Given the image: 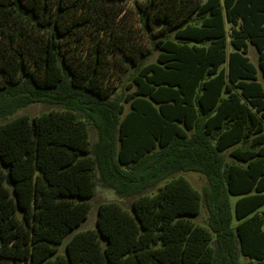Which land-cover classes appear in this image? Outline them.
Instances as JSON below:
<instances>
[{
  "label": "trees",
  "instance_id": "obj_1",
  "mask_svg": "<svg viewBox=\"0 0 264 264\" xmlns=\"http://www.w3.org/2000/svg\"><path fill=\"white\" fill-rule=\"evenodd\" d=\"M135 1L0 0V264H264V0Z\"/></svg>",
  "mask_w": 264,
  "mask_h": 264
},
{
  "label": "rangeland",
  "instance_id": "obj_2",
  "mask_svg": "<svg viewBox=\"0 0 264 264\" xmlns=\"http://www.w3.org/2000/svg\"><path fill=\"white\" fill-rule=\"evenodd\" d=\"M135 2H136L135 0H128V4L125 8L126 15L123 17V22H121V24H123V26H126V27L130 26L131 28H133V30H136V33L138 35H140L142 25L140 23L141 20L139 18L138 11H137L136 7H134ZM139 39L142 40V37L140 36ZM158 53H159L158 51H154L153 55L151 57L147 58L146 62L155 61L157 56H158ZM249 56L251 57L253 62H255L257 64V62L259 61V53H258L255 45L250 44ZM135 73H136L135 67L132 66V64H129V67L127 70L126 69L122 70V71L120 70V72H118L117 75H115L114 73L111 74V78H110L111 83H114L115 85H118V87H119L117 92L115 93L116 95H119L124 91L128 92L127 85L129 83L131 77L133 75H135ZM62 108L63 107L61 106V104L43 103V102L33 103V104L29 105L28 107H23V108L18 109L12 115L2 117L0 119V123L5 122L6 120L8 121V120L20 115V114H23V113L28 114V115L33 117L35 115L41 114L42 112L44 113V112L50 111L52 109H60L61 110ZM90 135H91V140L93 142L94 141L96 142L98 140V134H97V131H96L94 125H91V127H90ZM183 174L185 175V177H187L191 181V183L196 188L199 189V191H203V189L207 186V183H209L207 177L205 175L201 174L200 172L189 171V172H185ZM96 182H97L96 194L94 197H92L90 199L92 206H91L89 215L76 229H74L72 232H70L65 237L63 243L60 245V249H59L60 253L65 252L66 243H67L68 239L72 236L73 233H77V232H80L82 230H86L89 228L94 229L97 227V217L99 215V206L101 203L108 201V200L118 201L121 204H123L125 207H127L128 209H131V204H132V200L134 197H130V198L129 197H120L115 191L111 190L110 188L102 186L99 179H97ZM164 182H166V181H163L160 184H162ZM158 186L149 190L148 192L149 193H155L158 189ZM238 198H239V196L232 195L233 204H235V201H237ZM208 216H209L208 210L205 207V205L203 204L200 214L193 216L192 219L195 222H198V224H207ZM239 257H240L241 264H255V262H256V261L251 260L249 257L244 256L242 254Z\"/></svg>",
  "mask_w": 264,
  "mask_h": 264
}]
</instances>
